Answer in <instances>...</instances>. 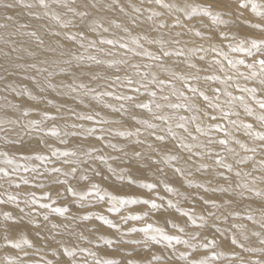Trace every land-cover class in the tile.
I'll list each match as a JSON object with an SVG mask.
<instances>
[{
  "label": "bare ground",
  "instance_id": "bare-ground-1",
  "mask_svg": "<svg viewBox=\"0 0 264 264\" xmlns=\"http://www.w3.org/2000/svg\"><path fill=\"white\" fill-rule=\"evenodd\" d=\"M185 1L173 0V4H178L181 8H194L189 3L187 5ZM200 1L202 0H194L195 3ZM221 1L203 0L204 5H202L213 12L225 14L222 16L227 21L224 25L227 31L233 27L234 30L235 28L239 29L237 27L243 29V25H246L251 30L248 33L244 32L243 34L249 35H243V37L247 36L249 42L254 35H257V40L264 39V32L258 28L250 27V25L256 24L264 26V20L253 13L250 6L245 9L243 7L244 0H240L239 3L234 0L235 4L232 3L233 0ZM259 1L264 3V0H258L257 3ZM45 2L47 7L43 6L40 0H0V95L2 96L0 97V121H5L0 127V151L7 152L9 156L16 157L18 163L24 164L26 161L22 159L23 156L34 155L37 152L50 155L46 144L61 150H75L80 154L82 160L87 161L77 166L79 169L77 174L80 175L79 172H84L90 177L88 181L80 178L75 180L79 177H75L76 175L74 179L71 177L73 175L66 177L69 184L77 191L87 192L90 190L91 184L96 183L100 185L101 195L107 193L117 197L135 198L138 201L147 199L162 206L159 209H153L150 204H129L123 206L118 214L110 213L108 208L111 204L108 196H105V199L101 201L93 194L89 196L88 200L80 201L78 197H73L71 193L65 191L66 186L62 185L63 189H61L59 184L53 183L49 174L45 172L46 168L53 165L63 167L64 171H68L71 165H64L56 157H51L52 163L32 160L27 163L30 166H36L40 172H44L43 176L31 171L25 172L23 168H20L18 172L12 174L11 178L16 179L13 180L15 183L11 185L9 182H3L7 177L0 176V185H3L0 187V199L7 201V196L10 193L16 195L19 202V207L13 202L0 203V260H3L4 264L6 257H16L20 264H48L49 261L51 264H95L96 259H115L119 264H127L129 260L136 261V264H149L152 257L158 255L162 257L160 264H186V261L179 257V253L192 252L193 259L197 261L204 259L208 261V264H254L256 261L264 264V243L261 242L264 241V195L257 196L255 194L256 191L264 193V165L258 160L262 159L259 154L264 153V139H261L259 135L264 134V122L259 119L258 123L254 122L249 114L247 116L246 113H241V110L236 107H234V111L239 112L238 117L232 115L228 118L213 120L212 116L217 114V110L211 107L207 108L209 107L208 102L201 98L204 103L199 100L193 102L202 103L203 107H199L200 120L198 123L204 132H197L195 123L189 122L187 127L192 133L189 136L184 129L177 128L176 123L181 115L190 116L195 113H189L184 108H163V114L173 117L170 123L177 136L184 137L185 143L194 145L192 150L188 151L168 133V122L153 119L152 114L146 109L133 108L132 111L135 112L138 119H146L157 124V129L149 131L163 135L165 137L163 141H157L156 135H149L144 126L137 124L136 120L132 119L131 114L113 112L111 108L104 107L105 102L116 106L125 104L131 107L127 105V102L116 100L115 95L106 96L103 101H96L92 99L91 95L81 96L79 89V85L83 83L89 88L95 89L97 93L111 91L114 94L134 95L138 101L151 103L153 98L147 91L141 88V91L136 93L133 88L138 85L134 84L129 87L123 81L125 75L131 76L134 81L140 79L134 74L135 70L131 67L133 64H139L141 71L155 72L159 79L166 81L164 85H149L151 90L157 92V96L154 98L156 102L168 103L161 99L162 96L168 95L171 102L179 103L183 97L172 94V84L183 83V87H186L185 94L192 93L188 91L182 80L172 78L168 73L159 70L157 65L165 63L179 75L191 73L199 75V80H192L189 77V83L192 82L191 84L199 86L210 97H213V89L226 88L225 84L221 83L226 79V76L233 77L227 82L233 87L239 85L242 88H258L260 92L264 93V85L260 83L264 76L245 78L250 76L253 71L247 65L264 59V56L259 53L252 56L247 52L232 51L229 48L231 43L228 42V39L223 38L222 33L218 32L219 29H221L220 32L223 31L221 26L219 29L216 27L218 23L217 25L215 23L216 26H214L208 22L205 27L195 31L194 27L200 23L199 19L202 18L200 16H206L201 8L199 9L202 11L199 13L200 16L190 21L187 19L189 12H184L180 8L181 12L177 8L176 10L165 9L156 4L155 0H45ZM200 3L195 5L201 7ZM225 3L228 7H224ZM6 5H10V7ZM69 8L75 9V12L69 11ZM136 8L139 11H136ZM80 12H86L87 15L81 17L76 14ZM153 12H158L160 15L152 17ZM56 16H59V21L55 19ZM177 19L180 21V26H174ZM64 23H68L69 26L63 27ZM212 26H214L212 32L216 33H210L208 36L213 37L212 35H214V37L212 40H206L209 37L207 34L204 35L206 31H202L212 29ZM105 28L108 31H104ZM196 32H200L204 39H199L201 36H197ZM236 32L238 33L239 30ZM31 33H35V35H31ZM177 33H181V35L178 36ZM218 33L220 36L217 35ZM185 34L194 37L192 41L194 44L197 43L196 48L191 45L186 50L187 43L182 48L184 42H179V45L178 40L174 39ZM73 35L76 36V40L69 39ZM133 38L138 39L139 44H134ZM102 39L114 40L116 44H102ZM92 41L96 42V46L87 47ZM149 41H163V47L160 43H150ZM233 41L231 40V42ZM81 42L84 43L85 48L80 47ZM121 43H127L129 48H121ZM235 44L237 43L234 41L232 45ZM141 45L142 47H140ZM201 47L207 51L192 52L193 49ZM213 47L228 53L230 59L242 58L245 61L244 64L247 63L246 66L243 65L244 70L232 68L222 56L218 55L217 51H212ZM98 49H103V51H98ZM164 49L173 52L172 56L175 59L172 56H163ZM177 50H182L183 55H175ZM109 52L113 55H107ZM138 52L140 55H137ZM145 52H151L153 56H162L163 58L161 57L159 61L153 60L144 55ZM88 54L96 55L106 62L125 59L128 63L119 65V71H117V68H110L107 63L97 65L93 61H77L74 58L76 55L87 56ZM201 57L204 59L201 60ZM67 60H71V64L65 63ZM215 60L222 61L225 71L220 70L221 66L216 64ZM190 63L195 64L196 67L191 68ZM147 64H152L153 67L148 69L145 67ZM31 65H36V67L33 68ZM45 68L48 69V72L39 71ZM61 69H64V72H61ZM255 70L259 72L258 63ZM234 71L242 72L244 75L241 77L240 75L224 74ZM49 72L52 73L51 76H49ZM212 72H217L219 79L206 81L204 77L212 75ZM97 73L101 78L93 79V75ZM117 75L121 77V81L109 79ZM29 77H34L35 80L29 79ZM46 80L55 85V88L46 87ZM35 81H39L40 85L45 86L43 92L40 91ZM10 85L11 87H9ZM68 85L76 87L77 91L71 92ZM239 87H236L237 89L234 87V89L241 90ZM229 90L232 89H227V91ZM18 92H23V95H18ZM28 93L37 99L30 98ZM256 93H258L257 90ZM237 94L239 95V93ZM262 95L256 97V99L258 98L257 102H264ZM215 96L219 97L217 94ZM220 98L222 99L223 96ZM224 99H222L223 101L218 100V102L226 108L228 105ZM252 99L250 98V100ZM252 101L254 102V99ZM216 102V98L213 97L212 103ZM257 104L259 105V103ZM13 105L17 107L13 108ZM255 105H251L254 107H250L251 110L258 113L259 116L264 115V109H261L260 105L256 107ZM25 111L29 113L28 116L23 114ZM45 112L60 117L57 120L45 121L43 124L45 129L51 128L53 125L63 129L65 124H82L84 129L96 128V132L85 135L81 129H68V131H76L79 134L67 137L68 144H61L57 138L45 136L44 132H34L29 127L30 120H41L42 113ZM74 113L93 115L98 113L99 115L95 120L87 121L78 120ZM101 118L119 121V123L97 124L96 121ZM240 119L242 123L235 126L229 122ZM8 120L16 121V123H6ZM216 123L220 124V128L209 127ZM247 124L252 125L251 129L243 127ZM135 128H140L139 137L116 135L117 131H134ZM223 129H227L231 133V137H226ZM253 129L256 131L251 135H255L256 142L251 145L248 140L254 138L249 139L248 135ZM101 135L104 136L103 140L98 139ZM193 137H198V139H193ZM224 138L229 140L227 145L215 142ZM137 139L145 141V143L138 145L135 143ZM210 140L214 142L209 143ZM236 140H239L240 143H236ZM109 143L122 147L123 152L108 147ZM148 144H152L153 148L150 149ZM199 145H204V147ZM241 145L246 147H241ZM229 148L234 149V152L228 151ZM89 149H95L93 156L103 155L109 158L108 163L118 171L124 169L125 179H117L104 162L85 157L83 153ZM251 149H255V151H250ZM134 151L141 152L142 157L134 158L132 156ZM166 155H176L179 159L166 162L164 159ZM112 157H119V159L113 160ZM221 157L224 158L226 164L232 166L231 172L217 165L216 161ZM156 161L160 162L156 163ZM201 164L207 167L200 168ZM13 167V165L6 164L4 158L0 157V168H5L11 173ZM175 168H183L185 174L180 175L175 172ZM236 172H240L241 175L237 176ZM56 174L61 176L59 173ZM56 174L51 175L54 177ZM224 177H228V179ZM22 178L29 179L30 187H26ZM35 178H40V180H34ZM129 178L134 182H129ZM61 179H65V177H61ZM17 181L22 182L23 185L20 184L22 188L20 186L13 188ZM39 183H43L45 187H37ZM144 184H154L155 187L148 189L143 187ZM166 184L174 188L175 193L167 191ZM242 184H247L248 187H241ZM197 185H203V187H197ZM220 188H225L227 191L222 192L219 190ZM29 193H35L37 202L26 206L24 201L32 199ZM46 193L50 194L51 198L41 199ZM169 200H172L179 208L188 211L190 217L196 220V225L192 224L190 217L182 215L176 208L168 207L167 201ZM205 201H214L218 207H213L211 203H205ZM44 203H52L53 207H67L69 211L61 216L52 212L51 209L42 208L41 204ZM81 203L85 206L81 207ZM21 208L24 209V212L20 211ZM5 213L11 214V219H5ZM45 215L49 217V221L46 220V224L43 225ZM86 215L91 216V219H82ZM135 215L146 216V219L142 221L128 220L127 223L122 219ZM99 216L113 220L120 230L104 225L98 219ZM201 216L205 218L203 221L200 220ZM249 216L253 219H249ZM30 220L33 222L30 223ZM148 223L164 228L169 235H179L182 239H190V242L196 244L197 247L189 249L183 244H176L175 241L172 242V246H168L167 241L160 237L157 242L148 239L142 232L129 231L132 228L144 227ZM201 223L205 225L202 228L199 227ZM53 224L58 227L53 228ZM173 224L184 227L185 232H179L178 229L172 227ZM193 233L199 234L196 240H191ZM254 233H259V235H254ZM5 236L8 237V241L21 243L22 248H12L11 244L5 241ZM233 236L244 245V248H240L239 244L232 243ZM245 236L247 239H244ZM25 239L31 242V246L23 243ZM213 240L215 241L214 245L211 243ZM106 241H112V243H106ZM133 241H140V243ZM201 244H208V248L200 247ZM65 247L73 249L76 252L75 257L67 256L63 251ZM173 247L175 251H173ZM90 252L95 253V256L89 255ZM108 254L110 257L107 256Z\"/></svg>",
  "mask_w": 264,
  "mask_h": 264
},
{
  "label": "snow or ice",
  "instance_id": "snow-or-ice-1",
  "mask_svg": "<svg viewBox=\"0 0 264 264\" xmlns=\"http://www.w3.org/2000/svg\"><path fill=\"white\" fill-rule=\"evenodd\" d=\"M40 2L43 6H45V7L48 6L46 4L45 0H40ZM237 2L239 3L240 0H237ZM155 3L162 6L165 9H170V10L180 7L176 4L166 3L165 0H155ZM6 6L10 7V5H6ZM249 6L251 7V10L253 13H255L256 15L261 17L262 20H264V3H257V0H244L243 7L245 9H247ZM224 7H228L227 3L224 4ZM182 10L187 11V12L196 11L195 8H191V7H186V8H183ZM201 10L206 15L213 16L215 22H217V23L223 22L220 19V17L222 15H224L223 12L216 13V12H213L209 8H203ZM69 11L75 12V9L69 8ZM136 11H139V9L136 8ZM76 14L81 16V17L87 15L86 12H80V13H76ZM159 15H160V13H158V12L152 13V17H156ZM55 19H57L59 21L60 18H59V16H56ZM68 26H69L68 23L63 24V27H68ZM174 26H180L179 19L176 20ZM101 27H102V25H101ZM117 27H119V25H117ZM250 27L258 28V29H260L261 32H264V26H262L260 24L250 25ZM93 31H95V28H93ZM104 31H108V29L105 28ZM125 31H127V29H125ZM31 35H35V33H31ZM56 35H59V33H56ZM81 35H82V33H81ZM177 35L179 36V35H181V33H177ZM196 35L201 36L202 34L200 32H196ZM221 35L223 36L224 39H228L227 33H223ZM212 38L213 37H209V39H212ZM69 39L76 40V36H74V35L70 36ZM233 39H235L234 36H233ZM132 42L134 44H139V40L136 38H133ZM149 42L150 43H160L161 46L163 47V41H149ZM41 43H42V41H41ZM101 43L102 44L115 45L116 41L110 40V39H102ZM177 43H179V41H177ZM95 46H96V42L92 41L87 47H95ZM80 47L85 48L86 46L84 45L83 42H81ZM120 47L121 48H129V45L127 43H121ZM140 47H142V45ZM229 48H231V50L234 52L235 51L247 52L249 55H252V56H255L257 53L264 55V39H260V40L253 39L250 42L242 40L235 45L229 44ZM129 50H131V49H129ZM197 50L207 51V49H203L202 47L200 49H193L192 51H197ZM98 51H103V49H98ZM212 51H217L218 55L222 56L223 59L226 60L228 65H230L232 68H236L238 64H244L245 63L244 60L230 59L228 56V53L223 52L222 50H218L216 47H213ZM107 55H113V53L109 52V53H107ZM137 55H140V53L138 52ZM144 55L149 56L153 60H157V61L161 60V56H153V54L151 52H145ZM162 55L165 57L171 56V55H173V52H171L167 49H164L162 52ZM175 55H183V51L177 50L175 52ZM74 58L77 61H84V60L93 61L97 65L107 63L110 68H117V71H119V65H124V64L128 63V61L125 59H120L118 61L117 60H111V61L106 62V61L98 58L96 55H93V54H88L87 56L76 55ZM200 59L203 60L204 57H201ZM65 63L71 64V60H67V61H65ZM215 63L221 66L220 67L221 71H225V69L223 67V63L221 60H215ZM257 63L259 64V72H257L255 70ZM189 66L191 68L196 67L195 64H191V63ZM31 67L35 68L36 65H31ZM131 67L135 70L134 74L136 76L140 77V79L134 81L131 76L125 75L123 77V81H125L126 85L129 87H132L134 84L138 85V86L133 88V91L136 93H139L141 91V88H143L145 91H147L149 96L151 98H153L151 103H147V102H144L142 100L138 101L136 96H134V95L114 94L111 91H104L101 93H97L95 89L89 88L87 85H85L83 83H81L79 85V89L81 90V92H80L81 96L91 95L93 100L103 101L104 97L115 95L116 100L125 101V102H127V105H130L131 107H128L125 104H120L119 106H116V105H113L111 103H106V102L104 103V107L111 108L113 110V112H117V113L123 112L124 114H131L132 119L136 120L137 124L144 126L145 131L148 132L149 135H156L157 141H163L165 139V137L163 135H157L154 131H149V130L157 129L158 128L157 124L152 123L146 119H138L135 112L132 111L133 108L146 109L149 113L152 114L153 119L168 122V124H167L168 133H170L174 138H176L178 140L181 147L187 149L188 151H191L192 148L194 147V145L185 143L184 137L177 136L176 132L173 130V127L171 126V123H170L172 121L173 117L168 116L166 114H163L162 110L165 107H168L171 109L184 108L189 113H195V114L190 115V116L181 115L179 117V121L176 123V127L180 128V129H184V131L187 132L189 136H191L192 133L189 131L187 124L189 122H193V123H195V128H196L197 132H204V129L201 127L200 123H198V121L200 120V116L198 115V113L200 112V108L196 103L193 102L192 96L186 95L183 90L177 89L176 86L174 84H172L171 85L172 94L177 95L178 97H183V100L179 103H174V102L170 101V97L168 95H164L161 97V99L164 101H167L168 103H166V104L158 103L154 99L157 96V92L151 90L149 88V85L150 84H152V85H164L166 83V81L159 79L155 72L141 71V66L139 64H133V65H131ZM145 67L148 69H151L153 67V65L147 64V65H145ZM157 67L159 68V70L161 72L168 73L172 78L182 80L185 83V85L187 86V89L190 93L199 94L200 96L203 97L204 101L208 102L209 107L216 109L217 114L212 116L213 120H219L221 118H228L232 115H235L238 117L239 112L234 111V105H235V102L237 100L243 104L245 110L247 111V113L249 115L252 114V110L244 102L245 98L243 95H241L239 97L234 96L231 92L227 91V89L225 88L224 94L227 97H230V100L226 101V104L228 105V107L226 109L224 106L219 104V102H218L219 97L215 96V94L220 91L219 88L213 89V97L216 98L217 102L212 103L213 97H210L204 91H202L200 88L189 83V77L192 80H199L200 79L199 75H197L195 73H191L188 75H179L175 71H172L165 63H160L157 65ZM247 67L250 69H253V71L251 72L250 76L245 77L246 79L253 78V77H256L258 75L264 76V59H260L259 61H254L253 63L248 64ZM39 71L48 72V69L47 68L40 69ZM60 71L64 72V69H61ZM51 75H52V73L49 72V76H51ZM240 75L243 76L244 74L240 73ZM149 77H150V79H149ZM100 78H101V76L98 73L93 75V79H100ZM29 79L35 80L34 77H29ZM109 79H113L114 81H117V82L121 81V77L118 75L111 77ZM204 79L206 81L207 80H217V79H219V76H217L213 73L212 75H206L204 77ZM232 79H233V77L226 76V79L224 81H221V83H224L225 85H227V82L229 80H232ZM144 81H147V82L145 83ZM35 82H36L37 86L40 88V91L43 92L45 90V86L40 85L39 81H35ZM260 83L262 85H264V79H261ZM9 87H11V85ZM46 87L55 88V85H52L50 82H48L46 80ZM67 87L70 89L71 92L77 91V88L73 87L72 85H68ZM237 87H239V85H237ZM13 91H16V89H13ZM25 91H27V90L25 89ZM161 91H163L162 88H161ZM241 91L242 92H248V93L253 95V98H255V93H256L255 88H242ZM17 94L23 95V92H18ZM28 94H29L30 98L37 99V97L32 96L31 93H28ZM49 103H51V102H49ZM81 103H83V100H81ZM258 103L260 105V108L264 109V102H258ZM15 107H17V106L13 105V108H15ZM23 114L25 116L29 115V113L27 111H25ZM74 114L78 120H87V121H93L96 119V116L99 115L98 113L95 115L84 114V113H74ZM205 115H207V113H205ZM59 118L60 117H58V116L50 115L49 113L45 112V113H42V119L41 120H30L28 122V125L32 131L44 132L45 136L55 137L59 140V142L61 144H65V145L69 143V140L67 139V137L76 136L79 134L76 131H68V129H81L84 131L85 135L92 134V133L96 132V128L92 127V128L84 129V126L82 124H65L63 129L58 128L55 125H53L51 128H48V129H45L43 127V124L45 121L57 120ZM257 118L261 122H264V115H260ZM96 122H97V124L119 123V121L106 120L103 118H101L100 120H97ZM229 122L234 126L237 125L238 123H242V122L237 121V120H230ZM4 123H5V121H0V127H2ZM6 123H16V121L8 120V121H6ZM209 127L210 128L211 127L220 128V124L216 123L213 125H209ZM243 127H245L246 129H251L252 125L247 124V125H243ZM223 130L225 131L226 137H231V133L228 132L227 129H223ZM101 131H104V130L101 129ZM109 131H111V130H109ZM116 135L124 136V137H132V136L139 137L140 136V128H135L134 131H132V130L117 131ZM259 135H260L261 139H264V134H259ZM98 139L103 140L104 136L101 135L100 137H98ZM193 139H198V137H193ZM213 142L214 141H212V140L209 141V143H213ZM215 142L219 143L220 145H227L229 143V140L227 138H224V139H219ZM135 143L139 145V144L145 143V141L137 139L135 141ZM236 143L239 144L240 141L236 140ZM199 146L204 147V145H199ZM108 147L123 152V148L119 147L117 144L109 143ZM148 147L150 149H152L153 145L148 144ZM241 147H246V146L241 145ZM46 148L48 149V151H50V155L45 154L44 152H37L34 155L23 156L22 159L24 161H26V163H24V164L18 163L17 158L14 156H9V154L7 152L0 151V157L4 158L5 163L8 165L14 166L11 173L8 172L5 168H0V176L7 177L10 185L15 183V181H13L11 179L12 174L15 172H18L20 168H23V170L25 172L31 171L33 173H36L39 176H43L45 174L44 172H40L36 166H34V165L30 166V164L27 162L32 161V160H36V161H41V162L47 161L49 163H52L51 157H56L57 160L62 161L64 165H71V167L68 169V171H64L63 167H56L55 165H53L50 168H46L45 172L49 174V178L53 180V183L66 186L65 191L71 193V195L73 197H78L80 201L88 200L89 196H92L93 194L97 198H99V200H101V201H103L105 199V196H108V199H109L110 204H111V206L108 208V211L110 213H113V214H118L121 211V208L123 206L129 205V204H131V205H135L137 203H143L145 205L150 204L151 208H153V209H159L162 206L160 204H157L155 201H149L147 199H145L143 201H138L135 198L130 199V198H126V197H117L115 195H109L107 193H105L104 195H101L100 185H98L96 183H92L90 186V190L87 192L77 191L76 188H74L73 186H71L69 184V181L66 179V177H68L69 175L75 176L79 170L77 166L81 165L83 163H86L87 161L82 160L80 158V154L75 150H69V149L61 150L59 148H55V147H52L51 145H47V144H46ZM227 150L230 152H234V149H231V148H229ZM94 151H95V149L86 150V151H84L83 155L85 157H88L90 160L94 159V160H100V161L104 162L105 164H107L108 170L111 173H113L117 177V179H120V180L125 179V175H124L125 170L124 169H121L118 171L116 168L112 167V165L108 163L109 158H107L103 155L93 156ZM250 151H255V149H251ZM125 155H127V153H125ZM132 156L136 159H140L142 157V153L139 151H134L132 153ZM111 159L118 160L119 157H112ZM164 159L166 162H171V161L178 160L179 157L176 155H166L164 157ZM159 162L160 161H156V163H159ZM216 163H217V165L226 168L229 172L232 171V166L230 164H226L224 162L223 157L218 159L216 161ZM262 163H264V162H262ZM205 167H207V166L204 164L200 165V168H205ZM175 172L179 173L182 176L185 174L183 168H175ZM54 173L62 174L65 177V179H61L60 176H54L53 177L51 174H54ZM235 174L237 176L241 175L240 172H236ZM224 178L228 179V177H224ZM80 179L88 181L90 179V177L88 175H86L84 172H80ZM22 180H23L24 184H28L30 182L28 178H22ZM129 182H134V181H131V178H129ZM16 186L19 187V184H17ZM0 187H3V185H0ZM37 187L44 188L45 185L43 183H39L37 185ZM143 187L148 188V189H153L155 187V185L154 184H144ZM197 187H203V185H197ZM241 187L247 188L248 186H247V184H242ZM165 188L169 192L175 193V191H176L174 188H172L171 186H169L167 184L165 185ZM219 190L222 192L227 191V189H225V188H220ZM255 194L257 196L264 195V193H261L259 191H256ZM29 196H31L32 199L24 201L26 206H28L30 204H35L37 202L35 199V193H29ZM50 198H51L50 194H48V193H46L44 197H41V199H50ZM6 202L16 203L17 207H19V202L17 200L16 195L9 193L7 196V201L0 199V203H6ZM53 203H55V201H53ZM205 203H211L213 205V207H218V205H216L214 201H205ZM167 205L170 208H176L178 212L182 213V215H184L186 217H190V213L188 211H185L182 208H179L178 205L173 203L172 200L167 201ZM80 206L84 207L85 205L83 203H81ZM41 207L45 208V209H51L52 212H54L58 215H61V216L65 215L69 211V209L67 207H53L52 203L41 204ZM20 211L24 212V209L21 208ZM28 215H31V213H28ZM248 218L253 219V217H251V216H249ZM5 219H11V214L5 213ZM48 219H49V217L47 215H45L44 220H48ZM82 219L88 220V219H91V216L86 215V216H83ZM98 219L101 220L104 225H107L111 228L120 230L118 225L113 220H111L105 216H99ZM122 219L125 223H127L128 220L142 221V220L146 219V216L135 215V216L123 217ZM190 219H191L192 224L195 226L196 220L194 218H191V217H190ZM204 219L205 218L203 216L200 217L201 221H203ZM31 222H33V221L30 220V223ZM37 226H39V225H37ZM204 226L205 225L203 223H201L199 225V227H201V228ZM52 227L57 228L58 225L53 224ZM172 227L178 229V231L181 233L185 232V228L181 227L178 224H173ZM129 231H131V232H142L145 234L146 237H148V239H150L152 241H157V242H159L158 237H160L164 241H167L168 246H172V242L175 241L176 244H183L189 249H195L197 247L196 244L190 242V239H182L181 236H179V235H169V234H167V232L165 231L164 228L154 226V224H152V223H148L146 226L141 227V228H132ZM198 235H199L198 233L191 234V240H196L198 238ZM254 235H259V233H254ZM4 239H5V241H7L8 243L11 244L12 248H14V249H21L22 248L21 243L8 241L7 236H5ZM231 239H232L233 244H239L240 248H244V245L242 243H239V241L236 239L235 236H233ZM244 239H247V237L245 236ZM133 242L134 243H140V241H133ZM261 242L264 243V241H261ZM23 243L31 246V242L28 241L27 239H25L23 241ZM106 243H112V241H106ZM211 243L214 245L215 241L213 240ZM200 247L208 248V244H201ZM63 251L69 257H75V255H76V252L73 249H70L67 247H65ZM173 251H175L174 247H173ZM89 255L95 256V253L90 252ZM129 255H131V254H129ZM192 256H193L192 252H180L179 253V257L181 259L185 260L186 264H208L207 260L201 259V260L197 261V260L193 259ZM161 260H162L161 256L154 255L152 257V260L149 261V264H160ZM5 264H20V261L16 257H6ZM48 264H51V262L49 261ZM95 264H119V262L115 259H103V260L96 259ZM127 264H136V261L129 260L127 262ZM254 264H260V262L256 261V262H254Z\"/></svg>",
  "mask_w": 264,
  "mask_h": 264
},
{
  "label": "rangeland",
  "instance_id": "rangeland-1",
  "mask_svg": "<svg viewBox=\"0 0 264 264\" xmlns=\"http://www.w3.org/2000/svg\"><path fill=\"white\" fill-rule=\"evenodd\" d=\"M170 1H171L172 3H171ZM170 1H166V0H165V2H168V3L173 4V0H170ZM186 1H187V2H186ZM186 1H185V3H186L187 5H188V3H189V5L191 4L192 7L196 8V11L189 12V14H188L187 19H189V20L191 21L193 18L195 19V17H199V16H200L199 13L202 12V11H200L199 9H200V8L203 9V8H204V6H203L204 4H203V0L200 1V2H202V3L199 2L200 5L203 4L201 7H200L199 5H195V4H199V3H198V2L195 3L194 0H186ZM195 1H196V0H195ZM197 1H199V0H197ZM222 1H223V2H226V1H229V0H226V1L222 0ZM222 1H221V2H222ZM230 1H231V0H230ZM257 1H258V0H257ZM192 2H193V3H192ZM232 3L235 4L234 0L232 1ZM232 3H230V4L232 5ZM259 3H260V1H259ZM177 5H178V4H177ZM179 6H180V5H179ZM181 6H183V5H181ZM198 6H199V7H198ZM179 8H180L181 10L183 9V7H182V8H181V7H178L177 9L180 10ZM184 8H185V7H184ZM175 10H176V9H175ZM178 10H177V11H178ZM181 10H180L179 12H181ZM184 12H186V11H184ZM184 12L182 11V13H184ZM214 12H215V11H214ZM193 13H194V14H193ZM216 13H219V12H216ZM224 15H225V14H224ZM190 16H191V17H190ZM203 16H204V17H203ZM226 16H228V15H226ZM200 17H202V18L199 19V20H200V23H199L200 25L198 24V25H196V26L194 27L195 31H197V30H199V29L205 27V24L208 23V22H209L208 24H211V25L213 24L214 26L217 25V22L214 21L213 16H210V15H206V16H205V15H202V16H200ZM221 17L223 18V16H221ZM221 17H220V19H221L222 21H225V22H222V23H220V24L218 23V25H217L216 27H217L218 29L222 27V30H223V31L220 32L221 29H219V30H218L217 28H215V29H217L218 32H219V33H222V34H223V32H227V34H228V33L231 34L232 36H230V35L228 34V42H230V43L232 44L234 41H235V43H239L240 41H242V40H244V39H245V41H248L247 36H248L249 34H243L244 32L248 33V31L251 30L248 26L243 25V27H244L243 29H242V27H241V28H240V27H237V28H239V29H236V28H235V30H234V27H233V28L228 29L229 31H227V30H226L227 28L224 26L225 23H227V21L224 20V18L222 19ZM203 19H204V20H203ZM190 21H187V22H190ZM215 23H216V25H215ZM201 25H202V26H201ZM200 26H201V27H200ZM214 26H212V29L209 28V30H208V29H207V30H203L202 32H205V31H206V33H205L204 35L207 34V37H210V36H208V35H210V33L215 34L216 32H212ZM220 26H221V27H220ZM209 27H210V26H209ZM248 28H249V29H248ZM245 29H246V30H245ZM225 30H226V31H225ZM238 30H239V32H238L239 34L236 32V31H238ZM240 30H241V31H240ZM209 31H210V32H209ZM242 31H243V32H242ZM231 32H233V33H231ZM219 33L217 34L218 36H220ZM237 34H238V35H237ZM240 35H241V36H240ZM243 35H247V36H246L247 39H246L245 37H243ZM185 36H186V37H185ZM187 36H188V37H187ZM212 36L214 37V35H212ZM233 36L235 37V39H233ZM229 37H230V38H229ZM192 38H194V37L185 34L184 36H183V35L180 36L178 39H177V37H175L174 39L178 40L180 43H181V42H184V43L182 44V46H181L182 48L184 47L183 45H185V43H187L186 46H185V48H186V50H188V49L191 47V45H192L193 47H195V48L197 47V43L194 44V42L192 41ZM219 38H221V37H219ZM187 39H188V40H187ZM196 39H197V38H196ZM196 39H193V40H196ZM199 39H204V38L201 36ZM199 39H198V40H199ZM253 39H258V38H257V35H254V36L252 37V40H253ZM206 40H212V39H208V38H206ZM221 40H223V39L221 38ZM231 40H232V41L234 40V41L231 42ZM188 42H189V43H188ZM248 42H249V41H248ZM180 43H179V45H180ZM191 43H192V44H191ZM177 45H178V44H177ZM192 52H194V51H192ZM194 53H195V52H194ZM235 54H236V53H235ZM201 55H202V54H201ZM260 55H262V54H260ZM171 56H172V55H171ZM262 56H264V55H262ZM161 57H162V56H161ZM173 57H174V56H172V58H173ZM234 57L236 58V56H234ZM240 57H241V56H240ZM162 58H163V57H162ZM173 59H175V57H174ZM182 59H183V58H182ZM235 60H242V58H241V59H237V58H236ZM179 61H180V60H179ZM243 65L246 66L247 63H246V64H238L236 68H238V69H243V70H244V66H243ZM216 70H217V67H216ZM201 72L203 73V71H201ZM204 72H205V71H204ZM202 73H200V75H203ZM212 73H214L215 75H218L217 72H212ZM240 73H242V72L234 71V72H229V73H224V74H230V75L239 76ZM240 76L242 77V75H240ZM191 83H192V82H191ZM191 83H190V84H191ZM180 84H181V85H180ZM182 84H183V83H177L175 86H176L177 89L183 90V91L185 92L184 89H185L186 87H183L184 85H182ZM192 85H193V84H192ZM201 85H202V84H201ZM227 85H229V84H227ZM227 85H225V86H226V89H232L231 91L229 90V92H231L232 94L234 93L235 96L238 95L237 93H239L238 96H241V93H242L243 96H244V95L246 96V97H245V96H244V97L246 98L245 100H247V101H244V102L248 105L249 108L251 107L252 104H253V106H254L255 104L258 103V102H257V99H258V98L256 99V97L260 96V94H261V95L263 94L262 96H264V93L260 92V90H259L258 88H255V89L257 90V92H258L259 94H258V93H255V98H253V95H251V94L248 93V92H242L241 90H235V89H237V88H236L237 85H236V86L234 85L235 89H234L233 85H232V86L229 85V87L231 86L230 88L227 87ZM197 87L200 88L199 86H197ZM239 88L242 89V87H239ZM239 88H238V89H239ZM243 88H244V87H243ZM221 89L223 90V89H225V88L222 87ZM221 89H220L219 92L216 93L217 96H219V98H220L221 96H223L222 99L225 98L224 101L230 100V97H226V95L224 94V91H225V90L222 91ZM233 89H234V90H233ZM240 92H241V93H240ZM219 93H220V95H221V94H224V95H221V96H220ZM234 94H233V95H234ZM256 94H257V96H256ZM188 95H189V96H192V99L195 98L196 96H198L197 98H195V100H193L194 102H195L196 100H197V102H198V100H199L200 102H201V101L203 102V100H201V98L203 99V97H201L199 94H188ZM199 96H200V97H199ZM238 96H237V97H238ZM0 97H2V96L0 95ZM250 98H253V99H254V102H257V103H254V102L252 101L253 99L250 100ZM222 99L220 98L219 100L223 101ZM255 99H256V101H255ZM250 101L253 102V103H251ZM197 102H196V104L199 105V107H200L202 103H200V102L197 103ZM203 103H204V102H203ZM249 104H251V105L249 106ZM226 105H227V104H226ZM257 105H258V104H257ZM257 105H255V107H256ZM258 106H259V105H258ZM201 107H203V106H201ZM201 107H200V108H201ZM206 107H207V106H206ZM234 107H236V108H238L239 110H241V113H242V112L246 113L247 116H248V113H247V111L245 110L243 104H242L241 102H239L238 100L235 102ZM207 108L210 109V107H207ZM226 108H227V107H226ZM251 108H254V107H251ZM251 108H250V109H251ZM260 110H261V109H260ZM252 111H253V110H252ZM254 112H255V111L252 112V114L250 115V118H252L254 122L258 123V118H257V117L259 116V114H258V113L256 114V113H254ZM239 121H241V119H240ZM255 131H256V130L253 129V131L250 132V135H248V136H249V137H248L249 139L254 138V139L248 140L249 142H251V145H252L254 142H256L255 135H251L252 133L254 134ZM243 140H244V139H243ZM259 155L262 156V159H261V158H260V159L257 158V159L259 160V162H261V163L264 162V158H263V157H264V153H262V154L260 153ZM230 156H231V155H230ZM262 164L264 165V163H262ZM258 165H260V164H258ZM263 167H264V166H263ZM77 173H78V172H77ZM79 173H80V172H79ZM55 174H56V173H55ZM59 174H60V173H59ZM59 174H58V175H59ZM56 176H57V174H56ZM59 176H60V175H59ZM77 176H79V177H77ZM61 177L63 178L64 176L61 174L60 178H61ZM71 177L74 179V176H71ZM71 177H70V178H71ZM75 177H77V178L75 179V180H77L78 178H80V175L76 174ZM72 178H71V179H72ZM11 179H12V180H15L16 178H14V179L11 178ZM66 179H67V178H66ZM34 180H40V178H35ZM5 181L8 182V178H4L3 182H5ZM51 181H52V180H51ZM51 181H50V182H51ZM21 183H22L21 181H17V183L15 184V186H14L13 188H15L17 184H19V186H20ZM71 183H72V182H71ZM21 185H23V184H21ZM26 185H27V186H26ZM26 185H24V186H26V187L29 186L28 184H26ZM56 185H58V184H56ZM59 185H60V184H59ZM81 185H83V184H81ZM81 185H79V186L81 187ZM60 186H61V189H63L62 185H60ZM79 186H78V187H79ZM83 186H84V185H83ZM83 186H82V187H83ZM29 187H30V186H29ZM263 187H264V186H263ZM20 188H22V186H20ZM83 188H84V187H83ZM52 219H54V218H52ZM43 221H44V222H42V223H43V225H45V224H46V220H43ZM47 221H49V219H48ZM52 221H53V220H52ZM47 223H48V222H47ZM53 234L56 236L55 233H53ZM54 238H57V237H54ZM128 244H130V243H128ZM252 250H253V249H252ZM107 256L110 257L109 254H108Z\"/></svg>",
  "mask_w": 264,
  "mask_h": 264
},
{
  "label": "clouds",
  "instance_id": "clouds-1",
  "mask_svg": "<svg viewBox=\"0 0 264 264\" xmlns=\"http://www.w3.org/2000/svg\"><path fill=\"white\" fill-rule=\"evenodd\" d=\"M25 255H27V253H25ZM0 264H4V261L3 260H0Z\"/></svg>",
  "mask_w": 264,
  "mask_h": 264
}]
</instances>
